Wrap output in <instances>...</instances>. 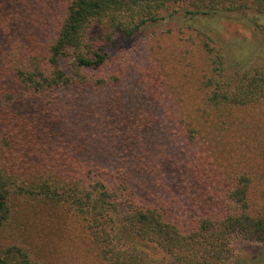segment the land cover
Masks as SVG:
<instances>
[{
    "label": "trees",
    "instance_id": "obj_1",
    "mask_svg": "<svg viewBox=\"0 0 264 264\" xmlns=\"http://www.w3.org/2000/svg\"><path fill=\"white\" fill-rule=\"evenodd\" d=\"M180 5L264 16V0H0V264L264 246V66L230 73L196 26L169 53L129 48Z\"/></svg>",
    "mask_w": 264,
    "mask_h": 264
},
{
    "label": "rangeland",
    "instance_id": "obj_2",
    "mask_svg": "<svg viewBox=\"0 0 264 264\" xmlns=\"http://www.w3.org/2000/svg\"><path fill=\"white\" fill-rule=\"evenodd\" d=\"M189 12L190 8L185 5L170 6L163 13V20L145 28L132 40L129 48H134L145 39L153 38L147 49H157L160 42L163 50L169 53L170 47L188 37L191 26H196L206 31L222 47L228 65L233 66L230 73H243L252 67L264 66V16L258 17L251 12L194 16ZM169 31L172 33L169 34ZM90 36H100L96 25ZM238 61H245L244 67L236 66ZM229 264H264V246L238 237L235 242V256Z\"/></svg>",
    "mask_w": 264,
    "mask_h": 264
}]
</instances>
